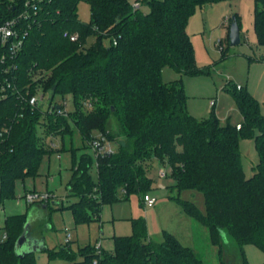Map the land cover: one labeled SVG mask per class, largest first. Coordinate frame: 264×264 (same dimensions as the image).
<instances>
[{
	"label": "trees",
	"instance_id": "1",
	"mask_svg": "<svg viewBox=\"0 0 264 264\" xmlns=\"http://www.w3.org/2000/svg\"><path fill=\"white\" fill-rule=\"evenodd\" d=\"M82 1L90 6L88 23L79 18ZM225 1L234 0H136L137 8L129 0H45L38 14L23 24L28 34L19 55L10 67L0 62V81H6L7 88L1 98L0 86V201L17 198L18 183L40 175L44 157L54 150L48 138L61 137L65 144L79 131L86 151L78 156V148L64 149L72 154L68 197L76 199L66 208L76 224L100 221L105 204L128 200L132 194L142 199L152 190L149 173L158 162L169 167L171 187L203 193L204 214L192 202L173 199L208 228L220 253L223 232L242 253L245 245L264 253L260 103L244 87L232 86L229 91L243 117L238 129L230 122L221 124L215 114L206 119L192 116L182 79L163 80L165 67L180 76L209 73L197 65L187 27L198 9ZM253 1L254 32L258 46L264 47V0ZM23 2L0 0V11L12 17L16 4ZM233 17L241 29L240 15ZM229 31L230 26L228 45ZM75 34L79 37L72 41ZM221 52V59L226 58L225 48ZM39 91L50 94L49 102L56 107L70 99L72 108L60 115L30 105ZM100 134L113 143V153L87 151ZM242 139H254L259 156L250 178L241 159ZM42 205L51 208L50 203ZM26 224V213L5 219L0 264H37L35 252L20 256L16 251ZM133 227V235L114 237L113 250H102L100 256L90 245L81 248L83 260L77 263L97 258L99 264H205L173 234L165 232L162 242H150L145 220H133ZM44 252L67 262L78 257L69 245ZM243 264H248L244 253Z\"/></svg>",
	"mask_w": 264,
	"mask_h": 264
},
{
	"label": "rangeland",
	"instance_id": "2",
	"mask_svg": "<svg viewBox=\"0 0 264 264\" xmlns=\"http://www.w3.org/2000/svg\"><path fill=\"white\" fill-rule=\"evenodd\" d=\"M129 1L132 4L136 2V0ZM201 12H204L203 17L208 20L206 29L201 34L197 33L199 22L195 20L190 25L189 31L198 54L197 65L199 68H208L209 73L180 76L173 68L165 67L163 80L164 82H171L182 79L185 93L188 96V112L192 116L198 119H206L215 114L221 124L225 125L230 120V123L234 124L241 117V113L229 91L232 86L239 84L248 90V86L251 84L254 87L258 84V90L260 91L262 88L258 82L262 72L259 70L258 63H261V58L264 57V47L258 46L257 36L254 32V1L234 0L207 5L196 12L199 20L202 19ZM237 12L241 14L242 39L239 45L231 46L227 44L226 40L229 25L225 21L227 18L232 19L234 13ZM78 14L82 22L88 23L90 21V6L87 2L79 3ZM218 40L222 41L221 45L227 52L224 59H221L222 52L216 46ZM258 96L259 98L255 97L260 103L261 112L264 115V94ZM50 97V94H45V99L42 101V107L45 111L48 109ZM59 99V96L55 98L56 101ZM65 101L68 102L67 109L70 110L72 108L71 100ZM211 101L215 103L214 106L211 105ZM47 141L49 144L55 143L56 147L42 161L41 169L44 175L40 183H47L50 189L48 192L52 191L51 193L56 198L51 200V208L48 209L50 214L46 218L34 219L31 214L29 215L28 223L31 224L29 231L31 234L36 233L40 236L42 245L46 242L48 248L54 249L59 248L61 244L65 245L63 229L68 227L74 233V240L71 245L77 251L75 253L78 257L74 262H67L62 259H50L46 252L37 251V264H78L77 262L83 259L78 248L86 243L92 244L94 247L101 241L103 250L111 251L114 248V237L133 235L135 232L133 220L136 219L145 220L147 240L150 242H162L164 233L168 232L173 234L184 246L191 248L205 264H243L241 249L227 233V238L222 240L224 244L222 253H220V247L212 244L208 228L189 217L180 203L173 199L179 197L181 200L192 202L204 214L206 205L203 193L195 190L179 192L175 187H171L173 180L168 176L169 167L158 162L153 164L149 173L153 179L152 190L149 194L157 199L154 207L144 206L140 195L132 194L128 200L105 204L100 221L76 224L70 210L66 208L76 199L68 197V183L72 176V154L69 150L64 149L78 148V156L86 151L82 148L81 134L76 131L72 140L70 138L65 139V144H63L61 137L48 138ZM111 146L113 147V143ZM87 151L94 154L92 148L87 149ZM240 151L246 177L250 178L253 176L254 167L259 161L255 140L242 139ZM160 169L167 172L166 177H159ZM92 175L94 178L97 176L95 164L92 167ZM16 203V198L0 201V240L3 237L2 229L5 218L26 211V207L24 210L21 209L25 205L23 202L20 205H16ZM247 247L264 257V253L259 248L253 245H247ZM250 251V264L264 263V259L261 263L253 260Z\"/></svg>",
	"mask_w": 264,
	"mask_h": 264
},
{
	"label": "built area",
	"instance_id": "3",
	"mask_svg": "<svg viewBox=\"0 0 264 264\" xmlns=\"http://www.w3.org/2000/svg\"><path fill=\"white\" fill-rule=\"evenodd\" d=\"M45 0H24L23 3L16 4L17 5V12L12 16L7 18L4 16L0 11V62L5 65L9 66L10 61L14 60L19 53L21 52L25 38L28 34L27 30L24 28V22L29 21L33 16H36L40 10V7L42 3H44ZM134 6L137 8L139 7L138 3H135ZM10 8L12 5L9 6ZM16 7V6H15ZM15 10V9H14ZM225 23L227 25H231V19L227 18ZM78 34L72 35L71 40L76 41L78 39ZM221 40H218L216 42V46L220 49V51L223 50V46L221 45ZM12 68L16 69V65L11 64ZM10 67V66H9ZM5 72H8L6 70ZM5 82L0 81V86L2 87L3 94L1 95V98H5L6 90ZM10 87V86H8ZM237 90H241L243 87L239 84L235 85ZM45 99V94L41 91H39L35 96H32L29 100L30 105L37 106L42 105V101ZM67 101H63L62 106L58 105V107L55 106V104L48 103V111L52 112L55 111L60 115H66L67 110ZM211 105H215V103L212 101ZM91 106V104H89ZM241 125H238L237 128L240 129ZM53 147H56V144H52ZM91 147L95 153V155L98 154H110L113 153V147L111 146V142L107 139L106 136L100 134L95 139L91 141ZM159 177L164 178L167 176V172L164 169H160L159 171ZM124 191L123 193H125ZM56 196L48 191H29L24 193L22 196H18L16 200L18 202H24L27 205L32 204H47L50 203L51 200L55 199ZM142 203L146 207H154L157 199L147 193L142 196ZM3 238H6V235L3 236ZM73 240V234L72 231L69 228H65V239L64 243L65 245H70V243ZM94 249L96 251L97 255H102V243L101 241L98 242ZM90 264H99V260L97 258L93 259Z\"/></svg>",
	"mask_w": 264,
	"mask_h": 264
},
{
	"label": "crops",
	"instance_id": "4",
	"mask_svg": "<svg viewBox=\"0 0 264 264\" xmlns=\"http://www.w3.org/2000/svg\"><path fill=\"white\" fill-rule=\"evenodd\" d=\"M255 6V5H254ZM239 15H240V17H241V14L239 13V12H237ZM201 14H202V19L201 20H199L198 19V15H196L195 14V16H193L191 19H190V21H189V24H188V27H187V31H188V33L191 35V33H190V31H189V28H190V25L193 23V21H195V20H197V22H199V28L196 30V32L197 33H199V34H201V33H203L204 32V30L206 29V27H207V25H208V20L207 19H205L204 17H203V14H204V12H201ZM253 15H254V12H253ZM196 18V19H195ZM199 20V21H198ZM254 27V26H253ZM199 31V32H198ZM191 37H192V35H191ZM192 40H193V38H192ZM193 44L195 45V42H194V40H193ZM195 52H196V61L198 62V54H197V50H196V46H195ZM262 60V62L260 63H258L259 64V70H261L262 72H261V75L259 76V79H258V82H259V84L260 85H262V88H261V92L258 90L259 89V85L257 84V86L256 87H254L253 86V84H251L250 86H248V90H249V92L255 97H257V98H259V94L261 95L262 93L264 94V57H262L261 58ZM177 78V77H176ZM242 87H244L243 85H242ZM255 97V98H256ZM212 102V101H211ZM212 106H214V105H212ZM229 119V118H228ZM230 120V119H229ZM242 120H243V117H242V115H241V117L239 118V119H237V121H235V125H240L241 123H242ZM231 121V120H230ZM229 121V122H230ZM44 175V173H43V171H42V169L40 168V175L39 176H37L36 178H29V179H27V180H25L24 182H20V183H18V186H17V195L18 196H22L24 193H26V192H29V191H33V190H35V191H50V189L48 188V185H47V183H43V182H41L40 183V181H41V178H42V176ZM52 192V191H51ZM22 202H18L17 201V203H16V205H20ZM23 204H25L24 202H23ZM56 204H58V203H56ZM143 205V204H142ZM25 207H26V211L25 212H23V213H26V215H27V222H29L28 220H29V215L31 214L32 215V217L34 218V219H42V218H46L47 217V215H49L50 213H49V211H48V207H46L45 205H37V204H35V205H27V204H25L24 206H22V210H24L25 209ZM67 207V206H66ZM65 208V207H64ZM71 212V211H70ZM22 214V213H21ZM71 215H72V213H71ZM7 218V217H6ZM5 218V219H6ZM72 218H73V215H72ZM73 220H74V218H73ZM49 221H50V219H49ZM30 226H31V224L29 223V228H30ZM65 228H68V227H65ZM65 228L63 229V233L65 234ZM71 230V229H70ZM3 231V230H2ZM72 233H73V231H72ZM29 236H31V237H34V238H37V239H39L40 238V236L38 235V234H36V233H33V234H31V232L29 231ZM227 237L225 236L224 237V239H226ZM64 239H65V237H64ZM73 240H74V233H73ZM73 240H72V242H73ZM71 242V243H72ZM71 243H70V248H71V250L73 251V252H77V251H75L73 248H72V245H71ZM224 244V243H223ZM88 245H90V246H92V244H88V243H86V244H82V245H80L79 246V248H78V251L81 249V248H84V247H86V246H88ZM64 245H62L61 244V246L60 247H63ZM246 247V248H245ZM45 248H48V246H47V244H46V242H44V244L43 245H41V247L39 248V250H37L38 252H43L44 251V249ZM244 248L245 249H243V253H244V255H245V257H246V260H247V262H248V264H250V258H249V250H251L250 252H251V256H252V259L253 260H255V261H259V263H261L262 261H263V259H264V257L262 256V255H260L259 253H257L256 251H254V250H252V249H248V247H247V245H245L244 246ZM50 249V248H49ZM54 249H58V248H54ZM36 253V252H35ZM241 253H242V251H241ZM243 253H242V257H243ZM83 260V259H82ZM81 260V261H82ZM64 261V260H63ZM81 261H79V262H81Z\"/></svg>",
	"mask_w": 264,
	"mask_h": 264
},
{
	"label": "water",
	"instance_id": "5",
	"mask_svg": "<svg viewBox=\"0 0 264 264\" xmlns=\"http://www.w3.org/2000/svg\"><path fill=\"white\" fill-rule=\"evenodd\" d=\"M229 40L231 46L239 45L241 43V29L235 17L232 18L230 25ZM225 236L226 232H223L222 240ZM38 242L40 243L39 245L37 244ZM41 243L40 239L29 236V223L27 222L24 233L16 243V251L20 256H23L28 252H37L42 245Z\"/></svg>",
	"mask_w": 264,
	"mask_h": 264
}]
</instances>
